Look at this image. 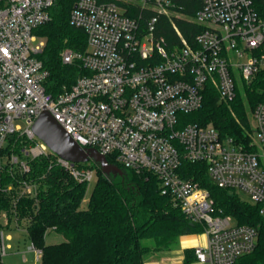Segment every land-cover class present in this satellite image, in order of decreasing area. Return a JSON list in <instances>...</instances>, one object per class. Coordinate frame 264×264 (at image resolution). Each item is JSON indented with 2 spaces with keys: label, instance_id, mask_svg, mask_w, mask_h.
Returning <instances> with one entry per match:
<instances>
[{
  "label": "built area",
  "instance_id": "1",
  "mask_svg": "<svg viewBox=\"0 0 264 264\" xmlns=\"http://www.w3.org/2000/svg\"><path fill=\"white\" fill-rule=\"evenodd\" d=\"M201 1L190 18L201 29L191 41L178 31L180 40L170 47L155 39L154 29L160 15L175 13L172 0H133L154 12L146 25L117 0H78L70 22L85 30L87 48L66 49L62 59L81 60L86 73L55 96L45 88L49 71L39 57L45 39L35 33L50 20L54 0H0V169L14 176L18 197L37 193L46 174L38 181L25 176L40 157L78 182L94 179L96 169L62 158L34 134L35 120L48 110L82 146L110 155L124 169L159 178L162 193L204 227L203 243L193 247L196 264H235L256 249L258 229L218 210L209 189L186 176L184 164L204 163L215 184L246 195L264 215L260 154L213 124L187 122L184 115L202 107L208 84L230 103L264 71V0ZM252 125L253 142L264 151V96L252 109ZM18 141L20 154H5ZM11 220L19 221L16 214L3 215L4 225ZM5 239L0 230L1 253Z\"/></svg>",
  "mask_w": 264,
  "mask_h": 264
},
{
  "label": "trees",
  "instance_id": "2",
  "mask_svg": "<svg viewBox=\"0 0 264 264\" xmlns=\"http://www.w3.org/2000/svg\"><path fill=\"white\" fill-rule=\"evenodd\" d=\"M77 1L54 0L50 20L35 30L45 39L44 49L39 55L49 71L44 85L47 92L55 96L69 89L79 75L86 73L81 60L66 64L62 59L66 49L84 53L87 48L85 30L70 22V14ZM172 1L175 13L181 15H160L154 29L155 39L163 38L170 47L180 40L178 31L191 41L201 29L190 19L200 9L201 0ZM126 7L129 15L141 16L145 25L154 13L134 3ZM245 90L253 109L264 96V71ZM184 118L187 122L200 125L212 123L222 135L233 137L249 149L255 146L252 137L254 129L249 124L246 105L240 94L234 101L226 103L220 101L218 91L208 84L202 107L185 114ZM20 147V141L13 148L9 145L5 154L12 150L20 154ZM107 159L116 163L110 155ZM80 164L97 172L86 208L81 205L88 183L76 181L60 165L49 168L44 157L32 160L31 172L25 176L38 181L46 174L39 179L35 195L18 197L14 176L7 167L0 169V230L5 213L10 216L16 214L19 220L24 217L29 219L27 231L33 246L40 250V264H145L146 253L171 250L179 238L204 231L202 225L191 223L186 218L170 195L162 193L156 175L125 169L126 176L111 179L93 162ZM184 168L187 177L209 189L217 209L224 215H231L238 223L258 229L256 249L239 257L235 264H264V215L260 206L243 199L235 191L215 184L208 176L204 163L187 162ZM15 175L19 179L22 177L18 170ZM10 184H14L15 188L7 191ZM51 232L61 234L64 240L48 243L47 237ZM196 259L195 249L187 247L181 264H196Z\"/></svg>",
  "mask_w": 264,
  "mask_h": 264
},
{
  "label": "rangeland",
  "instance_id": "3",
  "mask_svg": "<svg viewBox=\"0 0 264 264\" xmlns=\"http://www.w3.org/2000/svg\"><path fill=\"white\" fill-rule=\"evenodd\" d=\"M124 5H130L133 0H117ZM175 14V13H174ZM245 89H242V91ZM244 103L246 105V114L248 116L249 124L253 129L252 125V107H250L248 103V98L246 95V90L241 94ZM212 124V123H209ZM253 141H254V132L252 134ZM7 147V143H5ZM5 147V148H6ZM251 149L260 154V158L262 164L264 165V151L255 145L251 147ZM7 157L4 156L3 161H6ZM97 180V172L95 173L94 179L88 185V189L85 195V199L82 202V208H86L88 204V200L90 198L91 192L95 186ZM243 199L248 200L246 195L242 196ZM2 227L1 230L4 232L6 236V248L2 250L1 253V261L2 264H40V260L38 258V248L33 246L31 239L29 238L27 225L29 223V219L26 217L21 218L18 222L15 220H11L10 224L4 225V221L2 220ZM11 235V239H8V235ZM64 240V237L61 234L51 232L47 237L48 243L53 242H60ZM203 243V237L199 234L197 235H188L183 236L174 243L171 250H183L186 247L195 246ZM10 244V247L7 245ZM37 249V250H36ZM171 250H163V251H156V252H148L144 256L145 264H176L173 263L171 260L173 256L171 255ZM179 259V258H178ZM178 261V260H177Z\"/></svg>",
  "mask_w": 264,
  "mask_h": 264
},
{
  "label": "water",
  "instance_id": "4",
  "mask_svg": "<svg viewBox=\"0 0 264 264\" xmlns=\"http://www.w3.org/2000/svg\"><path fill=\"white\" fill-rule=\"evenodd\" d=\"M32 130L47 146L64 159L76 163L93 162L111 179L126 176L127 171L111 163L95 147H84L69 134L48 110H43L35 120Z\"/></svg>",
  "mask_w": 264,
  "mask_h": 264
},
{
  "label": "crops",
  "instance_id": "5",
  "mask_svg": "<svg viewBox=\"0 0 264 264\" xmlns=\"http://www.w3.org/2000/svg\"><path fill=\"white\" fill-rule=\"evenodd\" d=\"M7 237H8V239H11V235L10 234ZM8 245H10V244H8ZM190 247H194V246L192 245ZM184 249L183 250H175V249H173V250L170 251V253L172 252L171 255L173 256V259L171 260L173 263L181 264L183 262V259H184Z\"/></svg>",
  "mask_w": 264,
  "mask_h": 264
}]
</instances>
